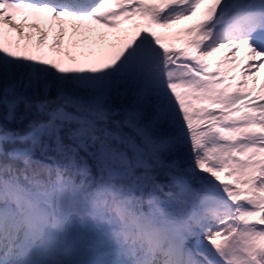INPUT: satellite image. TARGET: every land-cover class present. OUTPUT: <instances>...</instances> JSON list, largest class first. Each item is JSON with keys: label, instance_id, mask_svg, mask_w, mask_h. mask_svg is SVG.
<instances>
[{"label": "snow or ice", "instance_id": "snow-or-ice-1", "mask_svg": "<svg viewBox=\"0 0 264 264\" xmlns=\"http://www.w3.org/2000/svg\"><path fill=\"white\" fill-rule=\"evenodd\" d=\"M0 264H264V0H0Z\"/></svg>", "mask_w": 264, "mask_h": 264}, {"label": "rangeland", "instance_id": "rangeland-1", "mask_svg": "<svg viewBox=\"0 0 264 264\" xmlns=\"http://www.w3.org/2000/svg\"><path fill=\"white\" fill-rule=\"evenodd\" d=\"M24 13L22 14H18V18H19V15H23ZM31 21V17H29V22ZM86 23H89V24H92L94 22H91V21H87ZM99 27V26H98ZM25 31H27V29H25ZM35 30H33V36H32V40L34 41L35 40ZM52 37H53V32L52 31H49V34H48V37H47V41L46 42H51L52 40ZM175 43L178 45L180 43L179 40L175 41ZM218 55H222V54H218Z\"/></svg>", "mask_w": 264, "mask_h": 264}]
</instances>
